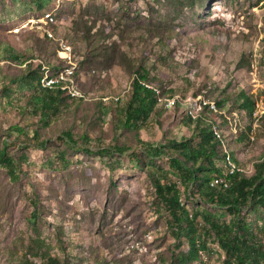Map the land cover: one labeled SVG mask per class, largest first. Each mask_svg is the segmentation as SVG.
Wrapping results in <instances>:
<instances>
[{
    "label": "rangeland",
    "instance_id": "obj_1",
    "mask_svg": "<svg viewBox=\"0 0 264 264\" xmlns=\"http://www.w3.org/2000/svg\"><path fill=\"white\" fill-rule=\"evenodd\" d=\"M53 2L0 0V149L7 145L15 165L12 176L0 166V264H47L48 257L171 264L188 244L169 226L151 171L178 183L190 211L235 218L198 196L187 199L170 167L169 144L194 133L185 114L198 115L202 101L222 102L227 118L211 119L221 123L225 147L249 173L264 161V0H85L55 12L58 23H39L56 10ZM43 29L55 40L42 39ZM103 42L112 45L92 58ZM141 65L160 97L158 87L188 98L174 109L180 97H161L171 109L159 105L138 131H126L119 111ZM38 66L41 88L57 90L47 88L50 80L64 86L66 108L46 125L33 113L37 91L27 84ZM242 91L255 101L252 115L240 107ZM162 146L168 152L157 156ZM244 217L264 226V208ZM213 241L195 264L226 263Z\"/></svg>",
    "mask_w": 264,
    "mask_h": 264
},
{
    "label": "trees",
    "instance_id": "obj_2",
    "mask_svg": "<svg viewBox=\"0 0 264 264\" xmlns=\"http://www.w3.org/2000/svg\"><path fill=\"white\" fill-rule=\"evenodd\" d=\"M82 1L85 0L63 1V4H60V9L67 6L75 7ZM57 2L59 4V0H54L52 10L59 6L56 4ZM39 8L43 9L44 5L39 3ZM51 13H46V15ZM57 13L54 19L56 22ZM44 33L45 35L41 36L42 39L55 40L50 31L46 30ZM86 38L89 39V31L86 33ZM110 45L112 43L105 44L103 42L97 47V50L96 48L92 49L95 54L92 58L101 57V52L108 49ZM18 59L19 57H13L12 60L18 61ZM110 60L114 61L115 58ZM111 61L108 62L109 66L115 64V62L111 63ZM39 69L40 66L30 73L27 84L28 86L33 84L37 91V96L32 98L33 101H31V104L33 103V113L39 114V121L46 125L49 120L57 118L63 113V109L66 108V101L64 90L61 89V82L56 83L57 86H53L57 88L55 91L41 88L40 79L42 73ZM135 74L136 76L131 83L129 99L125 107L119 111V116L121 117L119 122L126 131H138L141 126L148 122L159 105L164 110L166 108L171 109L169 105L161 104V97H180L181 100L174 109H179L182 106V101L188 98L172 92L170 89L164 90L158 87L162 92L160 97L156 88L148 85L152 84L149 82L150 73L143 65L139 67ZM192 97L196 98L195 95ZM239 97L240 107L246 108L252 115L255 109V101L244 91ZM211 104L210 102L207 103V101L199 102L196 105V110L198 111L196 119L192 115L185 114L187 116V125L190 127L194 126V133L189 138L184 137L169 144L170 167L174 170L178 181L183 186L187 199H193L192 195L198 196L197 202L200 201L211 206L227 208L235 218L228 223L209 211L200 209L190 211L187 204L182 201V192L178 183L171 180L163 182L150 170L156 196L168 214L169 226L178 240H184L188 244V250L175 256L171 264H195L197 261H203L201 253L210 250L209 240H214L213 242L220 246L226 256L225 264H264V226H253L244 217L246 209L251 207L264 208V161L256 164V170L253 175L248 174V172L231 174L228 158L231 161L233 160V164L238 165V168L242 169L243 167H240L235 161L231 149L229 148V151L225 147V141L221 137L222 131L219 130L221 129V123L218 124L217 118L220 117L223 121L227 118L223 116V103H215L218 111L216 106ZM211 116L217 118L211 119ZM16 130L23 132L19 127H16ZM216 132L221 135L216 134ZM64 135L69 142L72 138L71 132L66 131ZM249 138L256 140V137L249 136ZM83 139L88 140L89 138L85 135ZM6 146L4 144L0 149V166L6 170L7 174L12 176L15 165L12 158L7 154ZM115 150H117V153H124V150L119 146ZM154 151L157 156H161L168 152V148L162 146L155 148ZM150 165H153V163ZM214 179L216 181L224 180L225 183L228 182L230 184L229 188L225 189L221 185L213 186L214 182L212 181ZM35 217V214L31 215V220L34 221ZM46 262L47 264H61L59 259L52 257H48Z\"/></svg>",
    "mask_w": 264,
    "mask_h": 264
},
{
    "label": "bare ground",
    "instance_id": "obj_3",
    "mask_svg": "<svg viewBox=\"0 0 264 264\" xmlns=\"http://www.w3.org/2000/svg\"><path fill=\"white\" fill-rule=\"evenodd\" d=\"M63 1H67V2H72V1H74V0H59V6L56 8V10L53 12V13H51V14H49V15H46L44 18L42 17V19L40 20V22L39 23H48V24H51V23H54V19H55V12H57L59 9H60V4L63 2ZM43 31H45L44 29H43ZM49 34V36L50 37H52L51 35H50V33H48ZM61 46V45H60ZM61 49H69V48H67V47H65V46H61ZM65 58V57H64ZM70 76V75H69ZM68 77V76H67ZM48 79V77H46V79L43 81L44 83H45V81ZM65 80V79H64ZM43 83V84H44ZM54 84L55 83H53L51 80L50 81H48L47 82V88H52L53 86H54ZM58 84V83H57ZM44 87H45V84L43 85ZM64 86H62L61 87V89L63 88ZM161 101V100H160ZM172 104V103H171ZM216 111V110H215ZM189 115H192L193 116V118L194 119H196L197 118V115H195L193 112H190V114ZM216 134H219V133H217L216 132ZM218 137L220 138V136L218 135ZM230 157H232V156H230ZM228 161L230 162V167H231V174H236V173H241V174H243V173H246V172H248V171H246L245 170V168L243 169H240V168H238L236 165H234L233 163L234 162H232L231 160H230V158H228ZM228 167V166H227ZM254 170V169H253ZM254 173V172H253ZM253 173H249L248 172V174H253ZM226 180V179H225ZM217 183H225V181L224 180H217ZM228 183V182H227ZM213 186H216L217 184L214 182L213 184H212ZM218 186V185H217Z\"/></svg>",
    "mask_w": 264,
    "mask_h": 264
},
{
    "label": "built area",
    "instance_id": "obj_4",
    "mask_svg": "<svg viewBox=\"0 0 264 264\" xmlns=\"http://www.w3.org/2000/svg\"><path fill=\"white\" fill-rule=\"evenodd\" d=\"M65 59H67V50L65 52ZM71 74V73H69ZM212 182H215L217 185L223 186L225 189L229 188L230 184L229 183H217L216 179H214Z\"/></svg>",
    "mask_w": 264,
    "mask_h": 264
}]
</instances>
